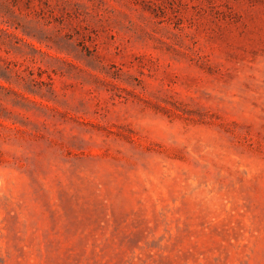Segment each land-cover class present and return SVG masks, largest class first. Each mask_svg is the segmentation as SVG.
Segmentation results:
<instances>
[{
  "label": "rangeland",
  "instance_id": "1",
  "mask_svg": "<svg viewBox=\"0 0 264 264\" xmlns=\"http://www.w3.org/2000/svg\"><path fill=\"white\" fill-rule=\"evenodd\" d=\"M0 264H264V0H0Z\"/></svg>",
  "mask_w": 264,
  "mask_h": 264
}]
</instances>
